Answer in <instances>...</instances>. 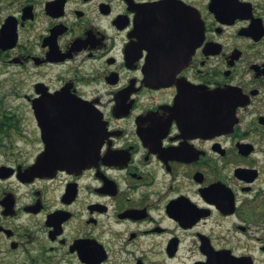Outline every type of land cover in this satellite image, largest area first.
Wrapping results in <instances>:
<instances>
[{"label":"flooded vegetation","instance_id":"obj_1","mask_svg":"<svg viewBox=\"0 0 264 264\" xmlns=\"http://www.w3.org/2000/svg\"><path fill=\"white\" fill-rule=\"evenodd\" d=\"M0 14V264H264V0Z\"/></svg>","mask_w":264,"mask_h":264},{"label":"water","instance_id":"obj_2","mask_svg":"<svg viewBox=\"0 0 264 264\" xmlns=\"http://www.w3.org/2000/svg\"><path fill=\"white\" fill-rule=\"evenodd\" d=\"M8 24H9V21L7 20L0 31V49L1 50L13 47L15 43V39H16L15 31L12 30V28L8 29ZM194 46H196V41L194 42Z\"/></svg>","mask_w":264,"mask_h":264},{"label":"rangeland","instance_id":"obj_3","mask_svg":"<svg viewBox=\"0 0 264 264\" xmlns=\"http://www.w3.org/2000/svg\"><path fill=\"white\" fill-rule=\"evenodd\" d=\"M0 16H1V14H0ZM15 80L16 79V77L12 74V73H10V76L9 75H1L0 76V82H3V81H6V80ZM10 92L8 91V89L6 88V89H4L3 91H0V99H5V100H7V101H13L14 99L13 98H10V97H8V98H5L6 97V95L7 94H9ZM7 260L8 261H13L15 258V255H11V254H7Z\"/></svg>","mask_w":264,"mask_h":264}]
</instances>
